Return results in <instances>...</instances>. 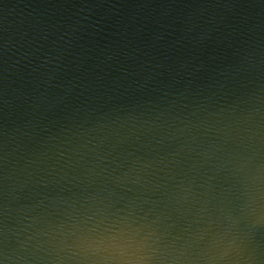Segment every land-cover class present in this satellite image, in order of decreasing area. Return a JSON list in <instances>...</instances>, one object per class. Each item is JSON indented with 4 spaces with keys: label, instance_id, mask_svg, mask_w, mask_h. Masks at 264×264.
I'll return each instance as SVG.
<instances>
[{
    "label": "water",
    "instance_id": "95a60500",
    "mask_svg": "<svg viewBox=\"0 0 264 264\" xmlns=\"http://www.w3.org/2000/svg\"><path fill=\"white\" fill-rule=\"evenodd\" d=\"M0 264H264V0H0Z\"/></svg>",
    "mask_w": 264,
    "mask_h": 264
}]
</instances>
